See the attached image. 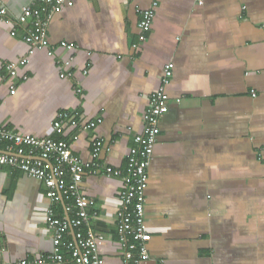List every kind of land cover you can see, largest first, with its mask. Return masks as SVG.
<instances>
[{
  "label": "crops",
  "instance_id": "crops-1",
  "mask_svg": "<svg viewBox=\"0 0 264 264\" xmlns=\"http://www.w3.org/2000/svg\"><path fill=\"white\" fill-rule=\"evenodd\" d=\"M31 1L3 0L9 20L0 22V126L63 139L83 163L95 160L97 141V160L123 172L143 131V94L159 87L171 64L168 112L145 192L150 258L139 264H264V0H160L141 44L140 11L151 0H71L49 24L51 56L26 44L14 25ZM69 57L73 77L62 79L57 63ZM21 60L10 78L5 65ZM63 111L101 122L58 137L52 123ZM79 190L95 202L98 218L89 227L104 238L103 264H121L113 218L122 181L88 175ZM45 194L43 182L21 168L0 167V264L53 252ZM64 206L55 205V214L71 219Z\"/></svg>",
  "mask_w": 264,
  "mask_h": 264
},
{
  "label": "built area",
  "instance_id": "built-area-1",
  "mask_svg": "<svg viewBox=\"0 0 264 264\" xmlns=\"http://www.w3.org/2000/svg\"><path fill=\"white\" fill-rule=\"evenodd\" d=\"M159 1L151 0L149 8L140 11L138 44L146 41ZM198 4L201 5L202 2ZM71 6V0H32L22 8L21 14L13 22L15 26L23 28V41L26 44L32 49H48V55L51 56L53 51L47 38L49 24L64 7ZM5 20H9L8 9L3 0H0V22ZM11 36H15L14 31ZM59 46L68 51L73 50V46L65 42H61ZM137 46L133 48L136 49ZM72 61L69 57L57 63L60 67V78L73 77ZM25 63V60H21L6 64L8 76L15 78L17 69ZM172 75V65L166 64L159 87L149 94H143L148 102L143 116V131L133 138V146L127 155L126 170L123 172L97 160L100 152V143L97 141L93 144L95 160L83 163L72 154L67 141L63 139L36 138L0 126V146L5 145L0 152V167H19L29 177L43 182L46 187L45 197L51 203L44 209V218L46 227L52 234L53 252L32 262L22 260L16 264H103L99 246L104 238L95 234L89 227L90 220L98 218L94 210L95 202L79 190V184L85 176L99 173L122 181L119 209L113 218L116 236L123 252L121 264H139L150 258L147 244L151 236L145 219L148 167L156 144L159 122L168 112L166 88ZM80 91L77 89L78 93ZM14 93V87L11 86L10 94ZM100 122L99 118L83 122L71 113L63 111L56 116L52 129L54 134L60 137L68 128L87 132L95 129ZM73 139L76 140L77 137ZM25 149L29 151L26 152ZM59 203L65 204V211L72 214L71 219L55 214L54 206ZM70 231L71 240L67 239Z\"/></svg>",
  "mask_w": 264,
  "mask_h": 264
}]
</instances>
